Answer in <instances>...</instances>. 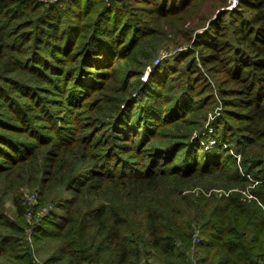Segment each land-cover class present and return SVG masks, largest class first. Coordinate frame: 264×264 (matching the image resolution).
Listing matches in <instances>:
<instances>
[{"label":"trees","instance_id":"obj_1","mask_svg":"<svg viewBox=\"0 0 264 264\" xmlns=\"http://www.w3.org/2000/svg\"><path fill=\"white\" fill-rule=\"evenodd\" d=\"M90 1L92 0H86L85 4ZM29 2L30 0H0V63L3 61L2 64H6L3 68L0 67V75L6 84H10L9 89L0 86V103L2 105L4 99H10L9 91L14 86L25 88L28 92L33 91L28 83L9 76L14 71V66L21 64L25 55L22 46L28 40L35 42L31 43V47L47 44L56 54H62L64 60L75 56L77 61L79 57L78 61L86 62L81 68L61 69L59 66L53 68V65L46 67V82L50 85L45 90L56 97V101L48 102L43 97L39 102L33 103L36 98H31L32 101L27 103L16 101L14 106V110L21 114L18 119L22 124L43 119L48 122V125H44L45 129L50 127L49 130H62L57 125L58 119H53L58 108L62 109L64 103L76 107L86 105L93 91L101 87L100 84L96 85L95 79H90L93 75L92 68L98 69L97 75H94H99L103 80L112 75L115 63V57H112L117 52L108 39L115 35L116 28L113 27L117 24L103 29L100 23L106 26L109 23L103 21L101 11L88 10L83 6L84 12L81 10L78 14L77 10L72 11L65 4L56 7L52 3L42 15L35 16V13L30 14L27 9L34 11L41 5ZM109 2L102 0L101 5L105 8L114 6V0ZM229 3L228 0H157L155 5L159 9L163 7L164 14L168 13L169 16L188 14L192 7L197 9L199 4H205L207 9L216 12L207 21L206 17L202 19L200 25L203 24V32L197 33L194 47L192 46V50L195 48L200 52V67L194 59L185 68L176 65L174 71L185 78L184 84L187 85L181 92L186 96H189L186 91L188 86L189 91H193L195 85L192 81L198 80L196 84L202 81L201 77L195 79L194 75H190L192 67L195 74H199L201 68L207 71L216 69L224 73L226 79L223 84L232 85L227 90V94L231 96L230 102L241 104L245 109L243 117L246 125L244 135H241L238 142V159L228 154L221 144L209 150H204L202 146L193 148L192 144H188L185 151L182 148L186 147L179 148L183 151V157L175 163V168L163 169L158 165L144 171L129 163L124 164L122 169H117L110 161L101 166L104 159L102 153L112 146L102 139L93 145L80 138L59 139L38 156L37 151L19 150L12 142L0 137V155L3 158L14 164L31 160L32 174L38 175L43 171L47 174L44 186L52 182L72 191L69 197L55 203V208L62 209L60 215L55 211L49 213L51 219L49 217L48 221L55 229H45L48 237L59 239V234H62L69 246H76V250H68L67 264H81L80 259L90 256L86 252L88 247H93L92 242L88 243L89 236L97 239L94 258L90 259L100 262V254L107 252L103 260L105 264H137L134 257L147 248L146 253H156L163 264H264V0H236V5L226 10L224 7ZM86 11L94 14L91 23L87 21ZM74 17L78 19L75 20ZM144 24V21L133 18L129 24L133 35H137V32L141 36L149 34L147 29L150 28ZM122 26L123 24L120 29ZM16 27V31H5ZM230 30L233 31L232 34L229 33ZM189 37L190 35L186 36L187 39ZM8 38L12 40L6 42ZM18 42H23L21 47ZM75 46L79 47V52H76L78 49L74 50ZM185 55L183 53L181 59L177 57V62L182 61ZM52 58L54 62L62 60ZM190 66L189 72L185 71ZM24 68L27 69L28 66ZM84 68H87V73ZM35 70L37 71V67ZM59 71L63 76L68 72V77L63 81L60 77V85L54 88L56 82L49 80ZM81 78L88 83L79 87L77 80ZM66 81L67 84L64 83ZM70 82L72 87L69 88ZM26 96L29 95L25 94L16 100H23ZM43 101L56 105L55 109L49 111ZM36 108L35 112L39 114L44 111L45 117H25L27 111ZM87 108L95 110L94 107ZM173 108L178 109L176 103ZM90 121L91 129L101 122L94 117ZM25 129L33 133L29 127ZM128 130L132 131L133 128ZM113 131L118 139L121 137L129 140V133L127 130L124 133L123 127L122 131L119 128ZM214 133L218 141L225 138L219 124ZM14 141L16 142L15 138ZM21 143L25 145L28 142ZM96 147L101 150V154L92 153ZM81 162L88 164V167L80 166ZM254 171L258 174L257 177L254 176ZM226 173L229 175L228 188L226 187L228 193L219 197L215 193L205 195L202 192L186 197L180 183L178 185L177 182L163 181L168 174L185 179L205 174L221 178ZM251 185L253 187L250 188ZM242 191L249 192L252 197H246ZM13 202L19 212H22L16 198ZM194 226L203 228L202 234L207 235L199 239L198 245L204 248V255L196 259L189 257L188 253L194 247ZM64 233L67 235H63ZM67 248L68 246L64 248L65 252ZM154 250L156 252L152 253ZM74 252H77V259L72 257Z\"/></svg>","mask_w":264,"mask_h":264},{"label":"rangeland","instance_id":"obj_2","mask_svg":"<svg viewBox=\"0 0 264 264\" xmlns=\"http://www.w3.org/2000/svg\"><path fill=\"white\" fill-rule=\"evenodd\" d=\"M101 1L92 0L85 4L86 0H30L29 3L32 5L33 3L41 5L34 11L27 9L30 14L35 13V16L42 15L52 3L56 7L65 4L68 9L77 10L78 14L81 10L83 11V6L88 10L101 11L102 17H104L103 21L109 23L107 26L100 23L103 29L112 28L113 24H117L113 27L116 28L115 35L108 39V42L112 43V47L115 46L114 49L117 52V55L112 57V59L115 57L114 69L112 75L103 80L99 75L95 76L98 69L92 68L93 75L90 76V79H95L96 85L100 84L101 87L96 88L92 95L88 96L89 100L86 105L76 107L64 103L62 109L58 108V113L55 112L53 119H58L56 120L57 125L61 126L62 130L55 128L49 130L50 127L45 129L44 125H48V122L43 119L40 121L30 120L29 124H22L19 120L21 114L14 110L16 101L17 103H27L32 101L31 98H36L33 103H37L43 97L48 102L57 100L45 90L50 85L49 82H46L48 79L46 67L53 65V68L59 66L61 69H65V67L77 69L86 63L85 60L78 61L79 57L76 61L75 56L64 60L62 54H56L47 47V44L31 47V43L35 42L28 40L22 46L25 55L21 64H16L12 72L14 74L11 73L9 76L28 83L33 91L28 92L25 88L17 86H14L13 90L10 89V99L8 101L4 99L3 106L0 103V137L12 142L19 150L37 151L38 156L59 139L80 138L91 145L102 139L104 143L112 144L110 149L103 152V155L101 150H98V146L93 148L92 153L97 155L102 153L104 159L101 166L107 165V162L110 161L113 166L118 167L117 169H122L124 164L128 165L129 163L135 164L138 169L144 171L158 165L163 169L175 168V163L182 159L183 151L187 150L188 144H192V147L202 146L204 150L221 144L225 146L228 154L238 159L239 154H236L239 149L238 142L241 135H244L246 125L243 117L245 109L241 104L230 102L231 96L227 94V90L232 85L223 84L226 79L224 73L216 69L207 71L205 68H201L200 73L195 74L192 67L190 75H194L195 79L201 77L202 81L199 84H196L198 80L192 81L195 86L193 91H189L188 86L186 91L189 96H186L181 92L182 88L184 89L187 85L184 84L185 78L174 71L176 65L185 68L186 64L194 59L200 67V52L195 48L192 50V46L194 47L193 43L197 38V33L203 32V24L200 25L202 19L206 17L205 21H207L206 19L214 17L216 12L207 9L205 4H199L197 9L192 7L188 14L169 16L168 13L164 14L163 7L159 9V6L155 5L157 0H114V6L109 8L102 6ZM228 1L230 3L224 7L226 10L232 9L236 5V3L232 5V0ZM103 2L108 3L109 0H103ZM109 5L112 4L109 2ZM87 11L85 12L88 16L87 21L91 23L94 14ZM133 18L144 21L150 28H146L149 34L141 36L137 32V35H133V29L129 28ZM73 19L76 20L78 17ZM224 20H226V16H224ZM121 24L123 26L120 29ZM10 30L16 31L17 27L7 28L5 31ZM229 33L232 34L233 31L230 30ZM187 35H190L189 39L186 38ZM11 40L12 38H8L5 41ZM22 43H19V47ZM75 49H78L76 52H79L78 46H75ZM183 53H186L184 59L177 62L176 58L180 57L181 59ZM52 57L62 60L54 62ZM2 63L3 61L0 63L1 68L6 66L5 63ZM26 65L29 69L24 68ZM190 68L191 66L185 71L189 72ZM85 70L87 73V68H84ZM60 77H62V81L65 80L68 77V72L63 76L59 71L50 77L52 78L49 80L50 82H56L54 88L60 85ZM77 81H79V87L88 83L82 78ZM64 83L67 84V81ZM68 84L69 88L72 87L71 82ZM0 86L5 89L10 87L9 83L6 84L3 81L1 75ZM25 94L29 96L23 100H16ZM48 102L43 101L49 111L55 109L56 105L47 104ZM174 103L177 104L178 109L173 108ZM87 106L94 107L95 110H90ZM37 109L27 111L25 117L33 115L45 117L46 113L43 111L37 114L35 112ZM151 112L154 114L150 115ZM92 117L101 122L91 129L90 119ZM217 124L221 126L225 137L219 139L220 142L214 137ZM2 125L3 127H1ZM25 127H29L33 133L28 132ZM122 127L124 133L126 130L128 131L129 140L121 139V137L118 139L117 135L113 134V129L119 128L122 131ZM132 128V131L128 130ZM103 129L104 131L106 129V133H103ZM21 141L28 142L25 144L26 148ZM181 146L186 149L182 148L183 151H181L179 149ZM32 165L31 160L14 164L0 155V264H67L68 250L71 248L76 250V246H69L62 234H59V239L48 237V231L45 229H55L48 221L49 217L51 219L49 213L55 211L60 215L62 209L55 208V203L61 202L62 198L69 197L72 191L52 182L50 185L47 183L44 186L43 181L48 177L47 174L44 171L38 175L32 174ZM80 166L87 168L88 164L81 162ZM254 174L257 177L256 171ZM227 177H229L228 173L221 178L218 175L205 174L181 179L177 175L168 174L166 180L163 181L177 182L178 185L180 183L182 185L180 188L184 190L183 193L186 194V197L199 192L205 195L215 193L219 197L228 193L226 189V187L228 188ZM251 187L253 186L251 185ZM242 193L248 198L252 197L247 191L245 193L242 191ZM14 198L17 199L22 212H19L14 204ZM201 231L203 228L194 226V247L188 251L189 257L193 259L204 255V248L198 243L202 236L206 237L207 235L202 234ZM96 240L89 236L88 243L92 242L93 247L90 246L86 249L90 256L87 259H80L81 264H105L103 260H105L107 252L100 254L102 258L100 262L90 259V257L94 258ZM67 246L65 252L64 248ZM147 249H142V252L134 257L137 264H163L158 260L156 253L147 254ZM154 252L156 251H152V253ZM72 257L77 259V252H74Z\"/></svg>","mask_w":264,"mask_h":264},{"label":"built area","instance_id":"obj_3","mask_svg":"<svg viewBox=\"0 0 264 264\" xmlns=\"http://www.w3.org/2000/svg\"><path fill=\"white\" fill-rule=\"evenodd\" d=\"M232 2H233L232 5H234L236 3V0H232Z\"/></svg>","mask_w":264,"mask_h":264}]
</instances>
